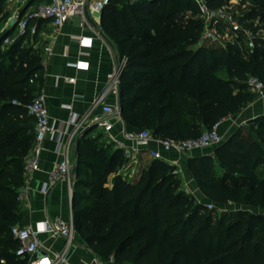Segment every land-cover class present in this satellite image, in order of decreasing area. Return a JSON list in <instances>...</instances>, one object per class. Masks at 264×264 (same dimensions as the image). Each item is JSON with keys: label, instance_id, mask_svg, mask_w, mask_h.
<instances>
[{"label": "trees", "instance_id": "trees-1", "mask_svg": "<svg viewBox=\"0 0 264 264\" xmlns=\"http://www.w3.org/2000/svg\"><path fill=\"white\" fill-rule=\"evenodd\" d=\"M227 2L206 0L213 9ZM191 7L197 8L193 0H137L101 12L102 29L118 56L127 58L120 74L122 119L156 138L199 136L254 98L243 88L249 75L264 83V35L257 33L264 29V0H248L243 14L254 24L251 48L243 32L223 22L217 30L227 27L231 41L202 40V21L187 14ZM6 34L0 33V259L26 264L15 254L19 243L10 227L28 219L18 195L35 135L27 104L43 66L39 51L22 48L25 36L3 46ZM218 68L228 78L216 75ZM35 72L37 80L29 82ZM250 121L251 133L240 126L214 154L187 160L196 185L215 205L234 202L264 210V173L259 172L264 115ZM87 134L78 145L76 176L92 148ZM93 151L89 158L95 170L88 185L93 192L80 195L77 189L84 181L76 182L72 208L74 228L96 255L113 256L116 264H264V214L221 218L213 230L215 208L183 189L175 165L153 158L128 180L120 170L126 164L121 148Z\"/></svg>", "mask_w": 264, "mask_h": 264}, {"label": "crops", "instance_id": "crops-1", "mask_svg": "<svg viewBox=\"0 0 264 264\" xmlns=\"http://www.w3.org/2000/svg\"><path fill=\"white\" fill-rule=\"evenodd\" d=\"M89 16L96 22L97 28L86 16L75 15L59 28L54 27L49 21L40 23L39 32L36 35L40 40L38 48L40 47L39 53L43 70L42 79L36 81V88L33 92L37 93L40 90L45 92L50 121L56 129L63 128V130L59 135L56 131L53 135L48 134L45 138L40 170L35 172L26 184L28 195L27 199L21 202V206L27 212L26 225L33 228L47 217H60L63 220L70 218L68 184L64 180H60L48 189L47 194L42 192V187L48 181L49 172L60 158L55 151L57 137L63 144L68 140L71 126L66 124V121L70 113L83 114L85 112L92 99L106 84L107 74L118 57L116 50L109 47L96 34L99 28H102L101 13H89ZM78 36H82V38ZM76 63L79 66H76ZM65 76L75 77L76 82L74 84L66 83ZM105 101L110 104L118 102L117 89H111L106 95ZM261 115H264V92L262 95L256 93L254 99L244 105L241 110L229 114L222 121L220 125L222 141H225L237 127ZM123 128L137 130L131 125L118 121L111 131L105 132L101 129L100 131L104 134L105 144L110 145L111 148H117V139H122L129 149L136 147L132 158L126 161V164L120 169L130 180L137 175L141 168L147 167L153 160L149 153L150 149H159L160 145L155 140L137 145L134 141L123 139L120 135ZM92 136L94 133L89 131L87 137ZM215 148L216 146L193 148L182 154L175 150L163 153L162 159L177 167L183 189L191 193L197 201L206 202L207 198L193 180L187 167V160L191 156L214 154ZM77 149L75 138L69 148L72 163L76 160ZM39 237L44 245L41 250L49 252L50 255L60 251L65 242L64 237L61 236L47 238L45 233H41ZM74 237L76 245L70 246L66 252V257L71 264H116L96 255L92 248L84 243L76 229ZM95 258L98 262L94 261Z\"/></svg>", "mask_w": 264, "mask_h": 264}, {"label": "built area", "instance_id": "built-area-1", "mask_svg": "<svg viewBox=\"0 0 264 264\" xmlns=\"http://www.w3.org/2000/svg\"><path fill=\"white\" fill-rule=\"evenodd\" d=\"M9 7L10 14L3 27L0 29V33H5L8 28V22L11 18L16 20L14 27L7 33L3 39L2 45H8L22 36H36L39 32L40 23L44 21L51 22L54 27L59 28L66 23L70 18L75 15H84L85 7L88 13H101L103 5L106 0H4ZM137 1V0H132ZM197 6L199 14L202 17L204 29H202L201 39L218 42V30L217 25L220 22L228 24L234 30L238 31V27L234 21L227 23L230 19V9L232 4L238 0H228L227 4L218 8H210L206 0H193ZM248 3V2H247ZM225 33L229 38L228 28ZM223 29V30H224ZM218 32H217V31ZM257 33L264 35V29L259 30ZM99 38V32H96ZM247 38L246 46L248 48L253 47L252 31L244 33ZM82 38V36H78ZM102 39V38H101ZM103 40V39H102ZM222 42L221 44H224ZM38 43L33 44V48L36 49ZM127 62L125 56H118L111 70L107 74V82L104 87L97 93V95L90 102L89 107L83 114H77L71 112L66 124L71 126L68 140L65 144L57 137V143L55 151L59 155V160L54 164L52 170L49 172L48 181L43 185L42 192L47 194L48 189L60 180H64L69 187V208L70 218L63 220L60 217L45 218L39 222L36 227L31 226H19L13 224L10 227L11 234L18 240V247L15 250V254L19 258H27L26 264H71L66 257V252L70 246H75V228L73 222L72 213V178L74 176L73 168L75 162L72 163L69 154V148L72 140L79 135L83 129L90 127V130L96 126L99 129L109 132L113 128L114 124L118 121L124 122L121 116V112L118 108V102L110 104L105 101L106 95L111 89H117L119 83L120 74ZM79 66V64H75ZM39 74L35 72L30 78L29 82L37 80ZM64 81L66 83L74 84L76 78L73 76H65ZM245 82L251 87V89L262 95L264 92V83L256 76L249 75ZM27 112L34 119V142L24 159L23 175L24 185L19 190L18 200L21 203L27 199L28 189L27 182L33 176L35 172L40 170L41 154L44 149L43 142L48 134L53 135L58 131V135L62 133L63 128H55L50 121V115L46 105V94L43 90L38 91L31 101L27 104ZM221 120L215 122L211 128L204 129L201 134L194 138L189 139H170V138H156L153 136L149 129L142 130H126L123 128L120 131V135L123 139L134 141L137 145L146 144L150 140H155L160 145L159 149H150L149 153L152 158H162L163 153L175 150L179 154L187 152L193 148H207L214 147L221 143L222 134L220 133ZM64 126V125H63ZM116 147L123 150V155L128 161L132 158L135 148L129 149L122 139H117ZM208 209L215 208V204L211 201L205 202ZM45 233L47 238H55L57 236L64 237V245L58 252H53L51 255L46 252L47 255L40 259H33V254L38 249H43L44 245L39 237V234ZM109 261L114 262L113 256L108 258ZM98 262L97 258L94 259ZM4 260L0 259V264H3Z\"/></svg>", "mask_w": 264, "mask_h": 264}, {"label": "rangeland", "instance_id": "rangeland-1", "mask_svg": "<svg viewBox=\"0 0 264 264\" xmlns=\"http://www.w3.org/2000/svg\"><path fill=\"white\" fill-rule=\"evenodd\" d=\"M131 1L132 0H106V3L103 5L102 10L104 8V10L106 11V10H108L109 7H114V8H117L120 10V9L124 8L125 6L127 7ZM35 2H38V0H36ZM247 2H248L247 0H242V1L238 0L237 2L233 3L232 7L230 9V14L228 15V16H230V19L227 20V23H231V21H234L238 27V31H241L243 33H246L249 30L254 28V24H251V22H249L248 20L243 19V14L248 9V3ZM102 10H101V12H102ZM9 14H10V10H9V7L7 6V3L4 0H0V29L3 27V25L5 23V17H8ZM108 14H109V11L105 12V16H107V19H108ZM187 14L189 16H192L195 19L202 20V17L199 14V11L196 7H191V10H188ZM122 17H123V15H119V18H122ZM100 24H101V20H100ZM202 25H203V22H202ZM202 29H204V25H203ZM225 33H227L226 29H224L222 32H218L219 41L217 43L221 44L222 42L232 40V38H229ZM38 41H40L38 36L26 35L24 37L21 45H22V48H25V49L28 48L29 46H32V48H33V44L38 43ZM33 50H35L37 52L40 50V47L39 48L37 47L36 49L33 48ZM215 74L220 76V77H223V78H228V74L223 68L216 69ZM243 88H244L245 92L253 93L254 97H255L256 92H254L246 82L243 83ZM33 124H34V122H33ZM242 128L244 129V131L246 133H251V121L250 120L247 121L244 125H242ZM90 131H91V133H94V136L89 137L92 139L91 140L92 148L89 150L88 155L84 156L85 161H84V164H83V167L80 171L79 176H76L74 173V176L72 178L73 179L72 180V187L74 185H76V182H79L80 180L84 181L83 185H80L77 189L80 195L91 194L93 192L90 189V187H88V185L90 184V182L93 181L92 174H93L95 169L91 165L92 160L89 158V156H91L93 154V152H94L93 150L95 149V147L96 148L102 147L104 149L110 148V145L105 144L104 134L102 133V131H100V129L98 127L94 126ZM27 155L28 154H26V156ZM263 161H264V158H263ZM122 166L123 165L120 166V169L122 168ZM259 172L264 173V162H263V165L259 166ZM112 176L113 175L108 176V182L109 183L111 182ZM77 197H80V196L77 195ZM241 209H242V211H241ZM243 210H246V211H243ZM215 211L216 212L214 214V224L212 227L213 230H215V228H216L215 221H217L218 219H221V218H225L227 220L230 217H232L234 214H237V213L242 214L243 212L248 213L250 211H256V212L264 214V210H262V209L250 208V207L243 205V203H234V202H230L228 204H218V205L216 204L215 205ZM16 224H18L19 226H26L25 222L23 224L22 223H16ZM26 260H27V258H26Z\"/></svg>", "mask_w": 264, "mask_h": 264}, {"label": "water", "instance_id": "water-1", "mask_svg": "<svg viewBox=\"0 0 264 264\" xmlns=\"http://www.w3.org/2000/svg\"><path fill=\"white\" fill-rule=\"evenodd\" d=\"M84 14L85 16L89 19V21L91 22V24L97 28V24L96 22H94L90 16H89V13H88V10L87 8L85 7L84 9ZM16 24V20L14 18H11L8 22V28L6 30L5 33H8L13 27L14 25ZM99 32V35L100 37L104 40V42L109 46L111 47L113 50H115V44L114 42L108 37V35L104 32V30L102 28H99L98 30ZM117 97H118V108H119V111H121L122 109V99H121V85H120V78H119V83L117 84ZM90 131V127H86L85 129L82 130V132L76 136V147L78 148V145H79V142H80V139L85 136L88 132ZM47 255V253L41 249H38L34 254H33V259H40L42 257H45Z\"/></svg>", "mask_w": 264, "mask_h": 264}]
</instances>
